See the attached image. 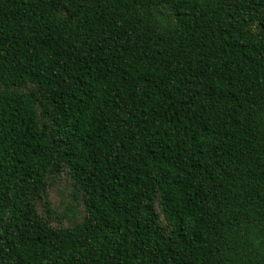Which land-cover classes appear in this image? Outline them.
Here are the masks:
<instances>
[{
    "label": "trees",
    "instance_id": "16d2710c",
    "mask_svg": "<svg viewBox=\"0 0 264 264\" xmlns=\"http://www.w3.org/2000/svg\"><path fill=\"white\" fill-rule=\"evenodd\" d=\"M0 264H264V0H0Z\"/></svg>",
    "mask_w": 264,
    "mask_h": 264
},
{
    "label": "rangeland",
    "instance_id": "374dc122",
    "mask_svg": "<svg viewBox=\"0 0 264 264\" xmlns=\"http://www.w3.org/2000/svg\"><path fill=\"white\" fill-rule=\"evenodd\" d=\"M54 197H55V198H56V200H57V197H58V196H57V194H54Z\"/></svg>",
    "mask_w": 264,
    "mask_h": 264
}]
</instances>
